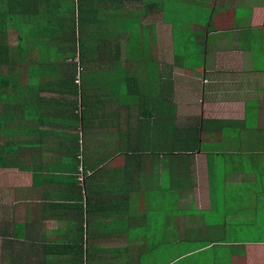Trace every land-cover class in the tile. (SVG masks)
Instances as JSON below:
<instances>
[{
  "label": "crops",
  "instance_id": "crops-1",
  "mask_svg": "<svg viewBox=\"0 0 264 264\" xmlns=\"http://www.w3.org/2000/svg\"><path fill=\"white\" fill-rule=\"evenodd\" d=\"M149 4L146 14L141 2L122 11L102 6L124 45V66L151 76V98L180 126L200 121L199 147L183 164L175 153L129 155V134L148 106L129 108L127 94L117 101L102 79L66 98L45 91L40 99L20 87L23 78L3 88L0 149L10 152L0 154V264H264V238L255 234L264 231V0ZM66 16L58 12L48 29ZM145 29L147 45L125 47L130 35L141 42ZM35 32L30 26L23 37ZM15 34L9 29L10 40ZM79 149L86 174L72 158ZM155 203L173 207L159 230L146 226ZM241 229L253 234L236 236Z\"/></svg>",
  "mask_w": 264,
  "mask_h": 264
},
{
  "label": "trees",
  "instance_id": "trees-1",
  "mask_svg": "<svg viewBox=\"0 0 264 264\" xmlns=\"http://www.w3.org/2000/svg\"><path fill=\"white\" fill-rule=\"evenodd\" d=\"M134 2L143 3L141 10L146 14L150 0H0V96L3 88H14L22 78L25 82L20 87L31 90L40 99L43 96H39V93L45 91L58 93L62 98H66L64 94L81 90L82 84L93 79H102L107 87L105 93L113 95L117 101L122 100L124 94L129 95V99L135 95L138 96L141 107L148 106L141 111V117L134 125L135 132L129 134V155L175 153L174 156L183 164V158H189L186 153L194 152L190 148L199 147L201 142L200 121L182 127L175 121L173 113L166 111L165 104L151 98L154 90L151 76L148 79L139 76L132 62L127 67L124 66V61L119 55L124 45L119 39L118 29L108 28L111 22L105 9L111 7L122 11V7L126 9V5L131 6ZM84 6L86 12L80 14V17H75V13L81 12ZM58 12L67 14L63 20L65 24L58 30L48 29V23ZM129 23L130 25H125L130 29L140 21ZM29 25L34 26L36 31L32 51L24 49L23 33L29 29ZM9 29L19 32L15 34V50L9 48ZM144 35L141 42L138 35H130L125 47L134 49L147 45L146 29ZM107 57L108 60L104 61ZM90 64L100 67L91 68L98 74H89ZM105 65L108 68H104ZM45 98L47 97H44V100ZM33 100L35 99L32 97L26 102ZM85 115L82 113L83 119ZM103 119L102 114L100 120ZM100 120L99 124L92 128H97L101 124ZM83 128L85 127L82 124ZM0 130L7 132L1 126ZM38 142H41L40 139ZM169 144L173 146L172 149L160 150L167 148ZM1 148L0 154L10 152L5 147ZM72 158L79 163V173L86 174L80 149L77 154L73 153ZM182 169V165L175 168L178 186H181L184 171ZM22 234L21 231L15 232L16 237L21 238ZM80 249L81 247H75L76 251ZM81 254L77 256L80 257Z\"/></svg>",
  "mask_w": 264,
  "mask_h": 264
},
{
  "label": "rangeland",
  "instance_id": "rangeland-1",
  "mask_svg": "<svg viewBox=\"0 0 264 264\" xmlns=\"http://www.w3.org/2000/svg\"><path fill=\"white\" fill-rule=\"evenodd\" d=\"M153 2H155V3L156 2H160L161 3V0H151V3H153ZM167 9H168V7H167ZM173 11H175V10H173ZM168 12L169 11H166V16H167ZM181 39L183 41V38H181ZM8 41H9V48H12V49L15 50V45L17 43L16 38H11V40H8ZM24 41H25L24 48H28V51H32V48L34 47V38H33V35L31 33L26 34L25 35V38H24ZM178 42H179V39L178 38H175V44L176 45H179ZM192 48L193 47H191V45L189 43V51H188L189 54H192V52H193L192 51ZM263 59H264V55L261 56V60H263ZM191 60H192V64H191L192 66L199 67L198 62H195V60H194V55L193 54H192V59ZM262 64H264V63H262ZM259 65L260 64L256 60H254V66L257 67ZM128 105H129V108H133V107L139 105V101L132 100V99H128ZM11 126H14V122L11 123ZM154 195H155L154 198H156V200H155L156 202L159 201V202L162 203L164 201V199H162L161 195H158L155 192H154ZM228 202H231V200L228 199ZM161 203L151 204V206H150V209L149 210H150V213L151 214H150V217L146 220V226L149 229L155 228L156 230H159V228H161L160 226L163 224L162 217H164V215L167 212L172 211V209H173V207H172V208H169L168 210H164V208H162L160 206ZM165 207H171V205L165 204ZM251 225L252 224H249V225H244L243 224L242 226H244L245 228H247V227H251ZM134 228H135V231L137 232L138 226L133 227V230H134ZM145 230L146 229L143 230V233H144ZM156 230H155V232H157ZM242 232L249 233V234H253L251 230H249V231L248 230H244L243 231L241 229L239 232L236 233V236L241 237ZM255 234H256V237L264 238V231L263 230H257L255 232ZM241 238H243V237H241ZM143 261L145 263H147L149 261L148 256H145L144 259H143ZM177 264H181V262H179Z\"/></svg>",
  "mask_w": 264,
  "mask_h": 264
}]
</instances>
